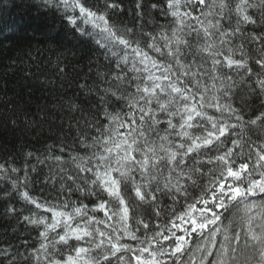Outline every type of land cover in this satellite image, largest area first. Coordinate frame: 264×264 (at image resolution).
Instances as JSON below:
<instances>
[{
  "label": "trees",
  "instance_id": "trees-1",
  "mask_svg": "<svg viewBox=\"0 0 264 264\" xmlns=\"http://www.w3.org/2000/svg\"><path fill=\"white\" fill-rule=\"evenodd\" d=\"M81 2L90 10L105 15L109 26L118 35L130 41H139L141 48L153 57H159V54L146 48L151 36H156L162 46L164 42L159 39L160 35L166 33L171 36L172 29L177 27L175 18L170 15L171 10L167 8V0ZM237 2L228 0L233 9ZM55 3L56 0L50 3L46 0H0V165L3 166L0 168V264H48L50 259H66L68 254H74V245L89 246L85 241L70 240L68 245L60 243L53 247V242L58 239L57 232L63 234V227L58 228L57 232L49 231L46 240L40 235L45 231L44 225L33 224L25 219H44L50 223L52 213L46 211L47 208L73 213L74 208L87 205L83 209L87 216L83 219L76 216L75 223L84 227V220L95 217L96 221L106 223L94 221L88 225L90 229L99 228L106 233L111 232L113 227L120 229L116 219L108 221L103 212L93 211L101 198H110L106 193L92 195L91 192L97 191L90 183L92 174L80 171L77 165L84 167V161L94 150L85 147V144L91 143V137L98 135L94 125L106 123V105L108 112L121 107L122 102L115 101L111 92H124L129 88L131 77L136 75L129 70L131 61L139 58L134 57L130 49H124L123 45L114 44L107 33L101 32L99 28H94L90 23L83 25V18L77 19L80 24L73 25L67 17H79L78 10L66 13L63 8H57ZM250 3L254 7L249 8L248 13L257 21L255 24H241V33L230 37L229 43L225 45L219 43L218 35L211 41L215 51L232 55L234 59L246 60L250 73L246 68H228L224 56L214 57L221 60L222 64L217 65V71L213 72V57L197 51V46L202 45L203 41L188 36L187 31L180 35L192 45L191 49L183 48L186 53L184 58L191 59L195 55L197 62L204 64L203 71L209 74L202 78L210 89L205 94L206 100L214 103L212 98L217 97L221 105L230 104L236 110L235 115L243 117L242 121H237L235 115L228 111L205 107L203 112L216 117L220 123L236 124L237 127L229 128L228 134L221 137L223 143L218 141V147L211 152L202 150L203 154L197 159L205 160L209 156L221 154L232 147L231 140L239 139L243 145V156H234V167L248 163L249 171L255 175L264 171V168L255 167L256 151L264 145V118L257 120L256 125L248 121L264 113V88L260 86V81L264 80V68L256 63L264 59V3L261 0H250ZM110 4L116 7H109ZM200 8L203 6L196 9L195 15H199ZM184 11H192L191 6L182 5L181 12ZM96 23L103 27L102 21L97 20ZM224 23L226 28L236 27L234 14L230 22ZM128 29L132 31L128 32ZM125 51L130 61L128 65L120 63ZM112 52L118 55L114 56ZM163 59L170 61L166 55ZM117 75L123 76L124 80H116L114 77ZM212 76L218 77L215 88L211 87ZM227 76L231 80L226 79ZM225 92H228L227 96ZM197 121L210 127L206 119L198 117ZM189 131L199 134L195 129ZM171 139L179 141L175 135ZM260 163L264 164V161ZM191 164L192 160L189 159ZM197 167L208 172L217 166L204 163ZM194 179L199 185H205L210 176L194 175ZM188 191L191 193L189 202H192V197L200 195V189L192 187L190 182ZM24 192L43 207L37 208L26 200L22 195ZM155 194L156 201L141 202L131 188L122 187V195L129 204L128 223L131 230L140 227L141 231L136 233L138 236L143 235L145 230L137 224V220L143 219L149 223L148 234L151 235L156 224L162 227L167 224L172 216V207H175L176 212L183 210V198H180V203L174 204L163 192ZM65 204L67 208H64ZM247 204L257 207L248 211ZM262 205L264 194L258 193L248 197L244 203H233L227 210H220L221 228L227 227L229 236L240 234L239 243L233 241L231 244L237 249L232 264H258V251L246 246V225L249 217L254 218V225L262 222ZM157 210L160 211L159 216L156 215ZM223 235L222 231L216 237L217 246L211 249L214 255L207 257L205 264L216 258ZM201 239L198 236L192 239L190 251L196 264H200L202 256L195 250ZM98 241L99 237L92 246ZM121 243L137 245V241L127 237H123ZM41 245H47V251ZM163 259L167 264H172V259ZM188 259V254L181 257L182 264ZM112 264H118L115 258H112Z\"/></svg>",
  "mask_w": 264,
  "mask_h": 264
},
{
  "label": "snow or ice",
  "instance_id": "snow-or-ice-1",
  "mask_svg": "<svg viewBox=\"0 0 264 264\" xmlns=\"http://www.w3.org/2000/svg\"><path fill=\"white\" fill-rule=\"evenodd\" d=\"M51 2V0H46ZM264 3V0H261ZM182 5H190L192 11L181 12ZM55 6L63 8L67 13L69 10H78L79 17L69 15L70 23L76 25L78 18H83L85 23H91L94 28H99L101 32L107 33L114 44L123 45L124 49H130L134 57L138 60L131 61L130 71L136 73L129 81V88L124 92L112 91L111 96L117 102H122L119 110L108 112L107 105L104 109V120L106 123L94 125L98 135L91 137V143L85 147L94 149L90 157L85 161L82 172H89L93 179L90 183L97 192L106 193L109 200L100 199V202L93 208V211H101L108 221L117 220L120 229L112 228L111 232H104L99 228H89L92 222L106 223V221H96L95 217L84 220V227L75 223V217L82 219L87 216L83 211L87 205L76 207L73 213L47 208L46 211L52 213V222L44 219L31 220L33 224H42L45 231L40 235L46 240L48 232H57L61 226L63 234L57 232L58 239L55 244L68 245L70 240L77 242L85 241L89 246L74 245L72 253L66 259H50L48 264H112L115 258L118 264H167L163 258L172 259V264H182L181 257L189 255V259L183 264H196L194 255L191 253L192 239L200 237L201 242L196 245L195 250L202 254L200 264H205L207 257L213 256L211 250L216 248V237L224 232L223 241L219 244L216 258L208 264H232L235 260L237 249L231 247L233 241L239 243L240 234L234 233L229 236V229L221 228V212L227 210L233 204H241L247 201L248 197L258 193L264 194V171H259L254 175L249 171L248 163H240L234 167L236 160L234 156H243V145L239 139L230 141L232 147H228L221 154L207 157L205 160H198L202 150L209 152L218 147L217 142H221V137H225L229 128H236V124L228 125L220 123L214 116L203 112L205 107H215L217 111H228L235 115V109L230 104L221 105L217 97H213L214 103L206 100L205 94L210 91L203 77L208 76L203 71L204 64L198 63L195 55L191 59H185L186 53L183 48L191 49L192 45L188 39L183 38L180 33H185L199 41L202 45L197 46V51L206 53L212 59V71H217L216 66L222 61L215 59L216 56H224L228 68H247V61L244 59H234L232 55H225L221 51L214 50L211 42L218 35L219 43L225 45L229 43V38L241 33V24H255L257 21L248 13V9L254 7L250 0H238L234 9L228 4V0H167V8L171 10L170 15L175 18L176 28L172 29L171 36L162 33L159 37L164 43L161 46L156 36H151L146 48L159 54L153 57L144 48H141L139 41H130L124 36L118 35L109 26L108 19L103 14H98L85 7L81 0H56ZM109 7H116L110 4ZM199 6V15L194 12ZM139 7V4L137 5ZM156 7V5H153ZM227 9V12L225 11ZM235 16L236 27L226 28L225 21H231ZM102 21L103 27L96 23ZM131 32L132 29H128ZM254 39H262L254 37ZM100 43V41H97ZM105 46V45H101ZM243 48V45H240ZM165 49L167 52L165 53ZM231 52V49H229ZM117 56V52H112ZM170 58L166 61L163 57ZM241 56L243 53L241 52ZM120 63L128 65L130 63L128 52L120 57ZM256 63L264 68V59L257 60ZM120 64L117 65L119 67ZM116 80L123 81L124 77L117 75ZM213 80L211 85L215 88V80L218 77H210ZM226 79L231 80L230 76ZM260 86L264 88V80L260 81ZM225 96L228 92L224 93ZM103 99V98H102ZM206 119L205 123L198 122L197 118ZM264 118V113L248 121L256 125L257 120ZM237 121H242L243 117L235 115ZM189 129L198 130L190 132ZM179 137V141H173L171 137ZM240 149V151H237ZM256 168H264V145L261 150L256 151ZM57 159H60L57 157ZM189 159L192 160L191 166ZM215 164L217 167L204 172L202 167L197 165ZM3 166L0 165V168ZM16 171V169H13ZM194 175L203 177L210 176L207 184L199 185ZM258 176V178H256ZM71 179V177H69ZM189 182L192 187L200 189V195L192 197L188 191ZM153 184L155 187L153 188ZM124 189L131 188L135 197L141 202L156 201V192H163L169 196L174 204L180 203L182 211L176 212L175 207L170 209L172 214L167 224L163 227L156 224L155 231L149 235V223L143 219L137 220L145 230L144 234L138 236L140 227L131 230L129 225V204L122 195ZM23 197L37 208L43 207L35 199H32L27 192ZM264 206V205H262ZM68 205L65 204L64 208ZM248 211L256 208L255 204L246 205ZM160 215V211H156ZM259 224L254 225V218L247 220V241L246 246H251L258 251V264H264V213L260 215ZM111 227V225H109ZM175 229V231H173ZM259 229V231H257ZM182 233V234H177ZM99 237L98 243L93 242ZM127 237L137 241L133 246L128 243H121V239ZM192 238V239H189ZM165 242H170L165 244ZM248 242H251L250 244ZM209 244L211 247H209ZM47 251V245H41ZM95 252L96 255H91ZM97 256L99 258H97ZM39 258V257H38Z\"/></svg>",
  "mask_w": 264,
  "mask_h": 264
},
{
  "label": "bare ground",
  "instance_id": "bare-ground-1",
  "mask_svg": "<svg viewBox=\"0 0 264 264\" xmlns=\"http://www.w3.org/2000/svg\"><path fill=\"white\" fill-rule=\"evenodd\" d=\"M77 23H78V24H80V22H78V21H77V22H76V25H77ZM81 23H82L83 25H85V26H86V24H85V22H84V21H82ZM90 24H91V23H90Z\"/></svg>",
  "mask_w": 264,
  "mask_h": 264
}]
</instances>
